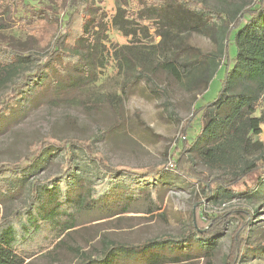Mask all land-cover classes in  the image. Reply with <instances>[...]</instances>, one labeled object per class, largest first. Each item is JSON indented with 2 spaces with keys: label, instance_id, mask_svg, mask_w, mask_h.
Masks as SVG:
<instances>
[{
  "label": "rangeland",
  "instance_id": "rangeland-1",
  "mask_svg": "<svg viewBox=\"0 0 264 264\" xmlns=\"http://www.w3.org/2000/svg\"><path fill=\"white\" fill-rule=\"evenodd\" d=\"M28 1L36 7L49 4L57 10L52 0ZM221 1L233 5H252L255 2ZM122 3L128 9L123 14L130 15V11L136 8L133 0H122ZM95 4L106 12L104 20L108 23L109 37L106 41L108 50L103 54L104 64L94 67L95 75L88 76L81 72L83 76H78L79 71L70 68V75L65 72L66 76L61 78L63 83L55 84L53 75L56 70L50 64V72L44 71L35 80H28V89L22 92L12 111L0 115V163H19L22 157L31 152L32 145L33 149L41 148L38 143L42 137H53L48 146L38 153L39 158L22 171L25 178L11 181L12 186L19 189L10 196L0 195V215L26 206L35 181H46L61 175L64 159L60 139L97 135L96 149L111 165H126L140 170L155 166L165 171L141 188L139 195H131L128 212L108 216V211L118 208L117 203L124 196L121 197L124 183L113 184L111 193L115 198L103 199L96 208L84 211L78 217L77 225L65 236L66 242L58 254L44 253L53 248L51 242L56 233L44 225L40 234L29 242L43 249L32 257L35 264H83L85 255L91 259H102L108 245L131 246V252H115L116 255L109 262L92 264H152L155 259H162L165 261L163 264H222L229 252L231 233L237 225L235 218L226 224L223 236L210 241V247L203 246L194 235L187 238L185 245L177 247H171L167 240L181 237L190 230L195 210L203 219H208L234 208H248L254 212L251 228L245 233L248 247H245L239 264H264V184L251 195L238 194L231 199L211 198L197 178H188L172 170L178 161L183 128L191 121L196 106L217 96L224 68L219 69L209 89L203 92L204 97H200L196 85L186 80L178 81L161 68H154L145 75L136 69L131 70V67L120 64L113 51L118 46L127 45L149 49L158 44L160 36L155 34L154 28L145 35L136 30L126 35L113 23L118 11L117 1L95 0ZM60 19L61 27L48 22L42 23L40 30L35 31L23 23L17 14L6 18L9 26L0 33V39L16 46L23 59L21 71L14 73L11 80L0 83V97L11 90L12 82L32 73L36 63L48 60L47 56L53 50V43L65 19L63 12H60ZM53 31L55 34L50 41L43 40L45 32ZM189 39L203 51L217 48L207 34L195 33ZM230 50L234 54L236 46L232 44ZM162 58L158 55L157 61ZM61 62L59 59L55 63ZM0 76L4 77L3 74ZM263 112L264 100L259 103L255 114L261 115ZM197 131L198 117L189 131L190 138ZM253 139L264 141V124L262 132L253 135ZM71 149L75 167L67 178L73 184L69 193L77 186L100 183L104 175L97 163L90 160L78 146L74 145ZM187 154L192 159L195 173L208 179L220 173L219 169H213L204 162L196 147ZM150 187L156 188L158 202L162 205L154 212H150V209H155L157 202L148 191ZM54 188L58 189V180ZM127 190L132 191V188ZM40 191L43 197L50 192L47 186L41 187ZM176 256L180 257V261L173 262L172 257Z\"/></svg>",
  "mask_w": 264,
  "mask_h": 264
},
{
  "label": "trees",
  "instance_id": "trees-1",
  "mask_svg": "<svg viewBox=\"0 0 264 264\" xmlns=\"http://www.w3.org/2000/svg\"><path fill=\"white\" fill-rule=\"evenodd\" d=\"M52 1L57 10L49 4L36 7L28 0H0V33L9 26L6 18L12 14L19 15L20 20L35 31L40 30L42 23L48 22L61 27L60 12L65 15L48 60L36 63L34 71L27 77L12 82L11 90L0 97V115L12 111L22 92L28 89V80H35L44 71L50 72V64L56 70L53 75L55 84L63 83L61 78L70 75V68L79 71L78 76H83L81 72L94 76V67L104 64L103 54L108 50L106 41L109 38L108 23L104 20L106 12L100 10L95 0ZM116 1L118 11L113 23L126 35H130L131 30L145 35L154 28L155 34L161 38L158 44L149 49L118 46L113 54H117L121 65L136 69L143 75L154 68H161L178 81L186 80L196 85L200 97H204L203 92L209 89L219 69L224 68L217 96L196 106L191 121L183 128L178 161L172 170L188 178H197L211 198L231 199L238 194H253L264 184V141L253 139V135L262 132L264 124V112L255 114L259 103L264 100V0H255L252 5H233L221 0L216 3L200 0H133L136 8L130 11V15L122 13L128 11L126 4L122 0ZM195 33L211 37L217 45L216 50L203 51L195 47L189 39ZM54 34V31L45 32L43 40L50 41ZM232 44L236 46L234 54L230 50ZM158 55L163 58L157 61ZM22 59L23 55L16 46L0 39V74L4 75L0 76V83L11 80L14 73L21 71ZM59 59L62 62L55 63ZM197 117L199 131L190 138L189 131ZM96 138L97 135L60 139L64 159L61 175L46 181H35L26 206L0 215V264H35L32 257L43 249L29 242L40 234L44 225L51 232H56L51 242L53 248L44 253L58 254L66 242L65 236L77 225L78 217L84 211L96 208L103 199L115 198L111 193L113 184L124 183L121 197L124 196L118 201V208L108 211V216L128 212L131 195H139L141 188L165 171L155 166L140 170L126 165H111L96 149ZM51 139L53 137L49 135L42 137L38 143L41 148L33 149L32 145L31 152L22 157L19 163H0V195L10 196L19 189L12 186L11 181L25 178L22 171L39 158L38 153L48 146ZM74 145L97 163L104 177L100 183L77 186L69 193L73 184L67 178L75 167L71 149ZM195 147L204 162L213 169H219L220 173L208 179L194 172L192 159L187 152ZM56 180L58 189L54 188ZM43 186L50 190L44 197L40 191ZM127 188H132V191ZM148 191L157 202L156 208L150 209V212L161 209L156 188L150 187ZM253 216L254 212L248 208H234L203 219L195 210L190 230L167 242L171 247L185 245L187 238L194 235L203 246L210 247V241L223 236L226 224L235 218L237 225L231 233L229 252L222 264H239L245 247H248L245 233L251 228ZM115 252H131V246L108 245L102 259H91L85 255L82 261L83 264L107 263L116 255ZM179 258L172 257V260L180 261ZM164 262L155 259L152 264Z\"/></svg>",
  "mask_w": 264,
  "mask_h": 264
}]
</instances>
